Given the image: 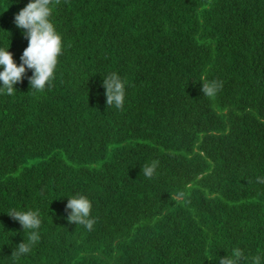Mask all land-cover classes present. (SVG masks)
Here are the masks:
<instances>
[{
  "label": "trees",
  "instance_id": "1",
  "mask_svg": "<svg viewBox=\"0 0 264 264\" xmlns=\"http://www.w3.org/2000/svg\"><path fill=\"white\" fill-rule=\"evenodd\" d=\"M29 2L0 0V48L17 65ZM51 19L52 85L30 89L28 70L0 92V264H219L233 248L264 264V0H60ZM113 72L122 110L106 103ZM77 195L91 231L67 219ZM12 209L42 220L19 258L31 230Z\"/></svg>",
  "mask_w": 264,
  "mask_h": 264
},
{
  "label": "clouds",
  "instance_id": "2",
  "mask_svg": "<svg viewBox=\"0 0 264 264\" xmlns=\"http://www.w3.org/2000/svg\"><path fill=\"white\" fill-rule=\"evenodd\" d=\"M60 0H30V2L15 15L14 23L24 30L28 46L20 57L21 63L17 65L13 54L8 48H0V92L14 95L17 83L23 81L28 70L32 75L28 78L30 89L44 91L50 87L55 79L59 57L63 55V38L52 22L53 8ZM125 81L113 72L103 80L107 106H115L122 110L125 100ZM223 87L221 81L202 82V92L207 97H214ZM158 160L145 164L142 173L146 178H153ZM258 183H264V178H257ZM183 197L184 193L177 194ZM69 223L83 225L91 231L96 223L91 218L92 202L84 195L73 196L68 199L66 211ZM11 218L18 221L24 230H31L27 242L20 243L12 253L13 258H19L23 254L31 252L32 247L40 240L39 229L42 224L39 210L18 211L12 209L7 213ZM247 260L245 253L240 248H233L228 256L220 258L219 264H241ZM252 264H261V257L256 255L252 258Z\"/></svg>",
  "mask_w": 264,
  "mask_h": 264
}]
</instances>
